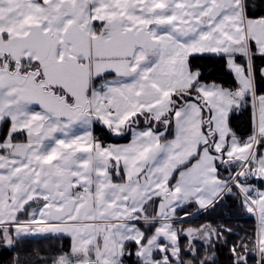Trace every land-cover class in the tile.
I'll return each mask as SVG.
<instances>
[{"label": "snow or ice", "instance_id": "1", "mask_svg": "<svg viewBox=\"0 0 264 264\" xmlns=\"http://www.w3.org/2000/svg\"><path fill=\"white\" fill-rule=\"evenodd\" d=\"M194 53L224 59L237 87L202 81L189 60ZM257 56L264 58V0H0V124L7 125L0 243L70 237V253L51 264H124L129 245L138 264H214L195 241L210 246L231 229L205 223L178 230L176 220L191 213H176L237 195L247 212L259 213V224L254 237L232 245V264H248L249 253L264 264V191L247 183L264 181ZM259 72L264 77V67ZM249 96L253 132L241 141L230 114ZM95 124L117 136L130 132L131 142L105 146ZM217 162L238 170L223 177ZM155 200L158 211L149 216ZM32 203L39 206L21 221ZM141 220L157 225L151 236L137 227Z\"/></svg>", "mask_w": 264, "mask_h": 264}, {"label": "trees", "instance_id": "2", "mask_svg": "<svg viewBox=\"0 0 264 264\" xmlns=\"http://www.w3.org/2000/svg\"><path fill=\"white\" fill-rule=\"evenodd\" d=\"M257 2L258 0H253ZM190 63L193 66H198L201 70L202 81L207 83H218L225 88L237 87V82L234 74L227 67L226 62L215 54H195L189 57ZM236 61L240 64H244L245 60L241 56L236 57ZM254 64L256 66V94H264V77H261L259 69L264 67V58L259 56L255 57ZM207 118V113L204 114ZM139 127H145L143 118H141ZM230 128L236 134V136L244 140L248 138L253 132V107L252 98H247V103L238 112L234 111L230 114ZM7 125L2 124L0 127V137L6 133ZM163 130V129H161ZM206 130V129H205ZM93 133L97 139L105 143H122L130 139V132L125 133L122 136H117L110 133L106 128L100 124L93 126ZM173 126L169 129L165 139L172 137ZM17 141H23V136H18ZM258 152L261 150V146H257ZM218 166L220 169V175L228 177L231 173L238 169V165L224 167L222 164ZM114 180L122 181L121 177L114 175ZM243 180V178H242ZM248 184H253L257 188H264V181H260L256 178H252L247 181ZM236 192L235 189H233ZM196 210V209H195ZM193 205L187 204L183 206V210L178 209L176 215H184V212H193ZM20 216V215H19ZM205 223H211L216 226L224 225L226 228L231 229V232H225L224 238L219 241H215L213 245L205 246L202 240H196L195 244L200 250L201 257L207 253L213 257L214 264H232L233 257L230 251L233 244L240 241L241 238L254 237L257 231V221L253 213H249L244 209L241 204V200L237 195H225L222 201L218 202L215 206H210L207 209H202L193 216L187 217L181 221H176L175 226L177 229L187 227H199ZM141 227L144 228V223L139 222ZM154 226V225H152ZM148 235L151 228L145 230ZM13 234V231H12ZM188 243L187 238L181 236L180 244L182 247ZM132 251V255L124 257L125 264H138L137 257L135 256V247L129 245ZM71 250L70 238L66 235H41L36 237H19L14 246L8 247L0 243V264H14L18 258L20 264H44L45 261L51 264L52 258L63 254L69 253ZM156 258H159L160 254H154ZM257 257L254 253L248 254V264H257Z\"/></svg>", "mask_w": 264, "mask_h": 264}, {"label": "rangeland", "instance_id": "3", "mask_svg": "<svg viewBox=\"0 0 264 264\" xmlns=\"http://www.w3.org/2000/svg\"><path fill=\"white\" fill-rule=\"evenodd\" d=\"M234 88V87H233ZM229 89H231V88H229ZM116 144H118V143H115V142H111V145H116ZM222 166H224V167H226V165H224V164H222ZM114 175H115V173H113ZM178 176V172L177 173H175V176ZM116 176V175H115ZM173 182H175L176 183V181H175V179H174V181ZM174 183V184H175ZM158 205H159V200H155L152 204H150V205H148L147 206V213H148V215L149 216H154L155 214H156V212L158 211ZM39 205H37V204H35V203H32L31 204V206L30 207H28V210H27V212H21V213H19L18 214V216H19V219L20 220H23V221H26L27 220V216H28V213H30L32 210H33V208H36V207H38ZM193 209H194V211L193 212H190L191 213V215L190 216H193L194 214H196L197 212H199V211H201V209H196L194 206H193ZM196 209V210H195ZM178 218H183L184 217V215H176ZM190 216H188V217H190ZM256 216H257V220H258V223H259V213L257 212L256 213ZM22 217H25V219L23 218L22 219ZM183 220V219H182ZM176 221H181V219H177ZM139 222H143L144 223V221L143 220H141V221H139ZM157 225H154V226H151V227H149L148 225H145V223H144V228L143 227H141V225L138 223L137 224V227H139L141 230H143V231H145L146 229H148V228H151V231H149V233H148V235H146V236H151L152 234H153V232H154V230H155V227H156ZM174 227L177 229V227L174 225ZM145 234H146V231H145ZM46 235H53V234H46ZM58 235H61V234H58ZM62 235H64V234H62ZM13 236H15V230H13ZM27 236H29V237H36V236H41V235H27ZM22 237H24V236H22ZM70 238V237H69ZM70 241H71V239H70ZM135 252V251H134ZM154 254H156V253H154ZM210 257H211V255H209ZM157 259H159V258H157ZM125 264V263H124Z\"/></svg>", "mask_w": 264, "mask_h": 264}, {"label": "crops", "instance_id": "4", "mask_svg": "<svg viewBox=\"0 0 264 264\" xmlns=\"http://www.w3.org/2000/svg\"><path fill=\"white\" fill-rule=\"evenodd\" d=\"M97 26V28H99V24H97L96 25ZM195 54H211V53H194V54H192V55H195ZM237 62V61H236ZM238 63V62H237ZM114 78V75H109V76H106L105 77V79H108V80H111V79H113ZM97 83H99V81H97ZM209 84H211V83H209ZM217 85H220V84H218V83H216ZM260 95H264V94H256V96L257 97H259ZM252 98V97H251ZM252 103H253V101H252ZM34 108H35V110H39L38 109V107L37 106H33ZM253 111H254V109H253ZM1 125L2 124H0V127H1ZM254 126V125H253ZM144 127H141V129H143ZM93 130V129H92ZM232 130V129H231ZM74 131L76 132V133H79L80 131H81V129H79V128H76V129H74ZM94 134V133H93ZM252 135V134H251ZM250 135V136H251ZM174 137H175V125L173 124V135H172V137H170V138H167V140H171V139H174ZM131 139H132V137H131V135H130V139L128 140V141H126V142H122V143H118V144H116V145H114V146H125V145H127V144H129L130 142H131ZM241 140V139H240ZM247 140V138L246 139H244V140H241V141H246ZM105 146H108V145H111V143H108V145H106V144H104ZM260 146H261V150H260V152H259V154H261V155H264V143H261L260 144ZM218 163V162H217ZM238 170V169H237ZM179 178V173H178V176L176 175V179H178ZM176 179H175V181H176ZM174 181V179L172 180V184H174L175 182H173ZM113 182H115V183H121L122 181H116V180H114V174H113ZM250 185H253V184H250ZM256 189H259V190H261V191H264V188H257L255 185H253ZM185 205H187V204H185ZM196 209H200L199 208V206L198 205H196V204H192ZM202 210V209H201ZM255 215V217H256V221H257V229H258V220H257V216H256V214H254ZM25 219V217H22V219ZM21 221H23V220H21ZM14 227L15 226H13V230H14ZM15 237V236H14ZM71 251V250H70ZM70 253V252H69Z\"/></svg>", "mask_w": 264, "mask_h": 264}, {"label": "built area", "instance_id": "5", "mask_svg": "<svg viewBox=\"0 0 264 264\" xmlns=\"http://www.w3.org/2000/svg\"><path fill=\"white\" fill-rule=\"evenodd\" d=\"M235 88H236V87H234V88H231V89H233V90H234ZM105 144H106V145H108V143H105Z\"/></svg>", "mask_w": 264, "mask_h": 264}, {"label": "water", "instance_id": "6", "mask_svg": "<svg viewBox=\"0 0 264 264\" xmlns=\"http://www.w3.org/2000/svg\"><path fill=\"white\" fill-rule=\"evenodd\" d=\"M181 236H184L182 233H181ZM185 237V236H184Z\"/></svg>", "mask_w": 264, "mask_h": 264}]
</instances>
